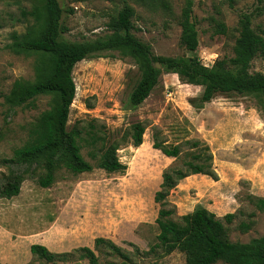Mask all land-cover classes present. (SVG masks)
I'll use <instances>...</instances> for the list:
<instances>
[{
    "label": "rangeland",
    "instance_id": "374dc122",
    "mask_svg": "<svg viewBox=\"0 0 264 264\" xmlns=\"http://www.w3.org/2000/svg\"><path fill=\"white\" fill-rule=\"evenodd\" d=\"M185 0H59L66 11L62 38L70 42H89L105 38L113 18L126 6L134 11V35L152 47L154 56L192 57L180 46V17ZM33 0H0V158H11L17 147L27 140L28 128L39 115L50 108V98L41 97L35 109L9 110L5 97L16 81L36 79L35 54H16L10 46L13 35L26 33L33 20L22 16L31 9ZM242 14L253 15V25L264 31V0H195L194 18L198 25L197 55L205 67L218 58L234 57L239 38ZM219 24L227 28L218 34ZM252 72L264 73V57L252 63ZM77 87L71 107L69 125L78 120L97 118L111 131L124 133L136 122H147L144 142L139 148L131 143L120 147L118 156L127 166L122 173L102 169L73 175L61 171L50 188H41L36 181L24 182L21 193L11 200H0V262L3 264H89L75 250L91 248L100 264H123L115 254L104 255L95 249V240L104 238L123 248L130 256L128 264H186L183 254L136 257L135 245L148 251L159 234L156 219L160 206L154 196L160 190L163 172L189 159L186 151L180 161L167 158L153 148V127L161 130L162 139L169 145L199 139L207 144L214 156V167L225 162H238L244 170L252 169L264 192V112L255 96L218 95L201 110L190 101L202 95V88L182 84L177 75L162 74L159 85L137 110H127L130 93L140 77L134 60L121 58L118 52L103 58H90L76 65L73 72ZM94 108L89 109L88 104ZM89 160L87 150L82 151ZM6 171V169H0ZM190 194L181 198L172 192L170 201L189 204L186 212L195 209V180ZM241 189L234 190L238 217L229 226L233 242L248 243L264 236V212L249 201V181H240ZM223 189V188H220ZM264 194V193H263ZM172 196V197H171ZM264 198V197H263ZM176 202V203H175ZM235 211V212H236ZM237 211V212H238ZM234 212V213H235ZM253 222L250 231L242 232L239 224ZM46 246L54 254H71L66 262L46 263L36 260L31 246ZM224 264V263H217Z\"/></svg>",
    "mask_w": 264,
    "mask_h": 264
},
{
    "label": "trees",
    "instance_id": "16d2710c",
    "mask_svg": "<svg viewBox=\"0 0 264 264\" xmlns=\"http://www.w3.org/2000/svg\"><path fill=\"white\" fill-rule=\"evenodd\" d=\"M231 5L235 0H229ZM195 0H185L180 17V46L192 57H157L152 47L137 38L132 18L134 11L124 7L110 22L112 33L105 38L89 42H70L62 38L64 14L72 15L73 9L64 10L59 0H33L31 9H24L22 16L33 20L26 33L13 35L10 46L16 54H35L36 79L33 82L16 81L5 104L9 110L16 108L35 109L36 101L49 97L50 108L42 112L28 128V140L17 147L11 158H0V199L18 197L27 180H34L43 189L57 182L58 174L65 170L73 175L102 169L108 173H122L127 170L118 156L121 146L131 143L139 148L144 142L147 122L139 121L124 133L111 131L102 120H78L69 125L71 107L76 98L77 87L73 72L78 63L90 58H103L107 53L118 52L120 57L134 60L140 72L139 80L132 89L127 110H137L159 85L162 74L177 75L182 84L201 87L202 95L190 101L201 110L218 95L255 96L261 101L264 112V73L252 72V63L264 57V31L253 25L252 14H242L239 20V38L234 57L218 58L211 67L202 65L197 55L199 49L198 25L194 18ZM218 34H226L227 28L219 24ZM160 65V69L156 68ZM90 110L94 108L88 104ZM161 130L153 127V148L164 156L180 161L186 151L189 159L177 163L163 172L160 190L154 200L160 206L156 223L159 234L157 242L148 251H141L135 245V256L147 258L151 255L167 256L178 252L184 255L186 264H264V236L248 243L233 242L229 226L238 217L239 211L218 217L201 205L193 212L179 215L177 206L170 201V195L181 181L193 175H206L219 180L214 167V156L206 143L189 139L177 145H169L162 139ZM87 150L86 159L82 151ZM255 208L264 212V198L249 196ZM253 222L242 221V232L251 230ZM106 248V250H102ZM95 249L115 254L123 264L131 260L127 252L110 240L98 238ZM34 259L46 263L66 262L71 254H54L46 246H31ZM81 252V259L89 264H100L99 257L88 247L74 251ZM0 264H2L0 262Z\"/></svg>",
    "mask_w": 264,
    "mask_h": 264
},
{
    "label": "crops",
    "instance_id": "0c3cea01",
    "mask_svg": "<svg viewBox=\"0 0 264 264\" xmlns=\"http://www.w3.org/2000/svg\"><path fill=\"white\" fill-rule=\"evenodd\" d=\"M215 170L219 177L218 181L202 174L193 175L181 181L178 187L173 190L172 196L173 194H176V197L180 200L187 196V194H190L191 189L194 188L191 182L195 180V207L201 205L215 213L218 217L234 213L238 208L237 204H229L227 200L232 199L237 203L233 191L236 190L238 192L241 189L240 181L242 180L250 182L251 193L264 197V192L259 188L260 181L255 178L252 169L246 171L238 162H225L223 168L219 167L218 169L215 167ZM176 204L182 215L188 214L186 211L188 210L189 204ZM190 212H193V210Z\"/></svg>",
    "mask_w": 264,
    "mask_h": 264
},
{
    "label": "water",
    "instance_id": "95a60500",
    "mask_svg": "<svg viewBox=\"0 0 264 264\" xmlns=\"http://www.w3.org/2000/svg\"><path fill=\"white\" fill-rule=\"evenodd\" d=\"M155 66H156V68L160 69V65L159 64H156Z\"/></svg>",
    "mask_w": 264,
    "mask_h": 264
}]
</instances>
